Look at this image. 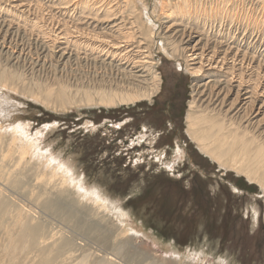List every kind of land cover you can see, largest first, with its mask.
Returning a JSON list of instances; mask_svg holds the SVG:
<instances>
[{"label":"bare ground","instance_id":"obj_1","mask_svg":"<svg viewBox=\"0 0 264 264\" xmlns=\"http://www.w3.org/2000/svg\"><path fill=\"white\" fill-rule=\"evenodd\" d=\"M152 1L153 17L146 0H58L60 10L72 16L67 15L57 25L62 41L49 49L48 58L61 68L74 64L82 69L84 60L101 77L75 83L76 87L65 83L54 93L38 83L31 85L19 68L26 54L16 40L20 32L17 12L25 7L23 1L0 0V115L7 111L8 101H14L12 94L39 98L46 105L56 102L61 108L78 103L111 109L150 102L162 88V76L152 57L154 45L160 42L157 50L179 63L180 69L184 65L194 78L197 99L187 112V138L202 156L224 171L257 184L264 195V55L260 53L264 45V0ZM156 15L158 21L153 20ZM160 24L165 31L162 35L157 33ZM217 25H225L228 33L220 36ZM208 26L213 29L210 38L204 33ZM236 36H242L243 43L252 41L244 48ZM46 58L41 66L48 62ZM75 97H80L79 101ZM15 124L5 127L4 139L0 140V147L7 144L6 152L0 150V254L7 263L129 264L135 259L137 263L142 255L131 251L130 242L134 235L147 237L144 224L138 226L118 198L90 184L77 173L72 161L48 148L43 130L32 135L29 124ZM85 127L97 130L91 123ZM146 131L143 126L130 145L143 141ZM175 147L172 160L164 163L171 172L176 161L184 158L185 149L178 143ZM18 192L29 197L30 204L43 214L81 233L95 248L87 251L73 235L49 231L47 220L15 200L13 194ZM252 213L256 225L258 209ZM160 248L173 260L153 263L182 262L175 247ZM184 261L199 264V257Z\"/></svg>","mask_w":264,"mask_h":264},{"label":"rangeland","instance_id":"obj_2","mask_svg":"<svg viewBox=\"0 0 264 264\" xmlns=\"http://www.w3.org/2000/svg\"><path fill=\"white\" fill-rule=\"evenodd\" d=\"M22 1L26 8L22 7L21 12H17L16 23L20 26V32L16 40L23 45L26 53L19 61V68L31 85L38 83L42 88L57 93L60 87L70 84L76 87L75 83H88L97 76L101 77V73L92 70L90 63L84 60L83 70L74 64L61 68L48 58L49 49L60 46L62 41L57 35L58 26L69 15L72 16L60 10L58 0ZM146 1L149 15L153 17V1ZM2 16L8 17L10 14ZM153 20H159L157 15ZM30 25L34 27L31 29ZM210 28L204 30L208 38L213 35ZM215 30L220 36L229 31L225 25H217ZM163 31V26L158 25L157 33L162 35ZM241 38L239 36L238 41L244 48L247 41H252L249 39L243 43ZM160 44L158 42L157 46ZM157 46L155 44L153 47L152 57L157 62L156 70L162 76V88L152 99L153 102L144 100L135 105L111 109L78 103L61 108L56 102L46 105L39 98L12 94L16 99L8 101L7 111L0 115V140L4 139L3 131H6L8 124H29L32 135L37 130H43L44 144L48 148L62 154L63 159L72 161L77 173L89 180L90 184L99 186L112 198H118L138 226L139 223L144 224L147 236H133L130 249L142 257L137 263L135 259L129 264L173 260L162 254L160 245L164 248L175 247L174 252L179 253L182 262H192L193 258L199 257V264H264L263 192L244 176L224 171L202 156L187 138V112L190 103L197 99L194 78L185 71L184 65L180 69L179 63L163 56ZM260 53L264 55V45ZM44 56H47L45 61L48 62L41 66ZM65 79L68 81L65 82ZM75 99L79 101L80 97ZM87 123L94 124L97 130L88 131L85 127ZM117 124L122 126L118 127ZM143 126L147 130L146 138L139 144L130 145L132 140L139 137ZM177 143L185 149L184 158L176 161L171 172L164 163L172 160ZM6 146L4 144L0 150L6 152ZM158 156L160 159L157 161ZM24 182L29 184L28 181ZM18 194H13V197L20 200L19 205L31 208L43 221L47 220L49 231L61 230L67 236L73 235L74 240L87 251L95 248L81 233L43 214L30 204L29 197ZM254 208L258 209L259 221L256 225L252 218ZM194 254L197 256L193 257ZM144 257L148 258L145 260ZM0 264H8L1 254Z\"/></svg>","mask_w":264,"mask_h":264},{"label":"flooded vegetation","instance_id":"obj_3","mask_svg":"<svg viewBox=\"0 0 264 264\" xmlns=\"http://www.w3.org/2000/svg\"><path fill=\"white\" fill-rule=\"evenodd\" d=\"M170 126V125H169Z\"/></svg>","mask_w":264,"mask_h":264}]
</instances>
